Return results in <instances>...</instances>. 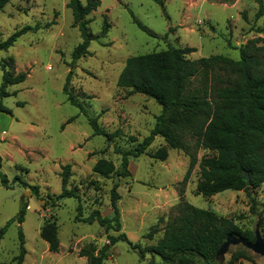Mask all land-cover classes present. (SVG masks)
Masks as SVG:
<instances>
[{
	"label": "rangeland",
	"instance_id": "374dc122",
	"mask_svg": "<svg viewBox=\"0 0 264 264\" xmlns=\"http://www.w3.org/2000/svg\"><path fill=\"white\" fill-rule=\"evenodd\" d=\"M162 1L163 6L155 0H101L98 9L86 17L94 35L90 52L76 61L73 53L82 36L79 28L73 26L68 0H11L0 12V41L23 26H40L39 30L19 37L8 50H0V59L13 58L15 73H29L24 82L7 88L10 93L17 91L3 98L12 115L0 112V173L7 176L9 185L2 184L0 175V227L27 205L24 221H15L1 240L0 264H17L20 229L27 249L22 264H88L87 258L80 256L82 248H101L109 235L121 232L142 246L156 244L162 231L153 239L144 235L161 218L162 228L169 217L178 214L180 189L194 206L231 218L242 229L258 231L264 238V183L253 194L256 213L251 212L250 199L244 191L225 190L210 198L197 195L198 164L187 184H181L190 158L181 150L170 149L161 136L155 138L149 151L167 148L169 155L165 161L148 155L130 157L131 174H115L118 181L115 175L104 178L93 170L94 164L103 158L119 169L121 156L115 152V145L129 149L141 142L162 111L153 98L118 87V77L129 56L174 45L196 48L187 56L191 60L216 54L239 59V47L251 40L260 39L256 45L264 47V32H260L264 29V15L256 18V0ZM133 15L150 32L141 29ZM105 17L110 28L102 37ZM70 71V90L86 112L72 105L64 92ZM2 82L0 67V89ZM100 114L99 121L108 131L122 130L110 144L104 136L94 135L88 123L87 115ZM70 118L74 120L68 122ZM205 154L214 152L201 148L198 160ZM66 164L72 166L66 187L80 194L83 217L96 209L103 216L112 215L111 190L118 184L120 232L106 230L96 221L89 224L77 220V198H56L62 191L60 173ZM33 186H38L40 197L32 194ZM47 221L58 224V252L49 251L48 243L40 236ZM242 248L248 256L237 264H264V255L242 243H230L216 264H225L234 250ZM151 259L149 254L141 258L128 243L119 241L110 248L104 264H145ZM154 260L161 263L159 257Z\"/></svg>",
	"mask_w": 264,
	"mask_h": 264
},
{
	"label": "trees",
	"instance_id": "16d2710c",
	"mask_svg": "<svg viewBox=\"0 0 264 264\" xmlns=\"http://www.w3.org/2000/svg\"><path fill=\"white\" fill-rule=\"evenodd\" d=\"M155 1L164 5L162 0ZM256 1L259 4L256 18H259L264 15V2ZM10 2L11 0H0V12ZM221 2L229 3L232 0ZM100 5L101 0H87L86 3L82 0H68L67 7L74 16L73 26L79 28L82 36V42L73 53L74 61L90 52L89 47L94 35L88 27L89 21L86 17ZM133 20L141 29L150 32L134 15ZM109 28L110 24L105 17L100 36H105ZM39 29L38 24L23 26L6 40L0 41V50H8L19 37ZM260 32H264V29H260ZM258 40L260 39L251 40L240 46L239 59L216 54L191 60L187 56L196 51V48H181L174 45L162 51L129 56L118 77V87L130 88L134 93L153 98L162 107V111L156 116V123L150 134L141 142L129 149L115 145V152L121 156L119 169L111 160L103 158L94 164V172L104 178L114 177L115 174L130 175L128 170L130 157L137 158L141 155L165 161L169 155L167 148H160L152 153L149 151L155 138L161 136L170 149L181 150L190 158L188 170L181 184H187L192 170L198 164L200 178L196 184L197 195L210 198L225 190L244 191L250 199L251 212L256 213L257 200L253 194L264 183V54H260L264 47L256 45ZM0 67L3 70L0 112L12 115V110L4 105L3 98L17 94V91L10 93L7 88L24 82L29 73L27 71L15 73L12 57L0 59ZM72 74L73 71H70L64 92L72 105L86 112L83 104L70 90ZM87 117L93 134L104 136L109 144L122 134L120 128L113 132L108 131L99 121L101 114ZM73 120L74 118H70L68 122ZM201 148L208 149L214 154H205L198 160L197 152ZM1 164L0 156V167ZM71 168L70 164L62 166L60 173L62 191L56 198H77L79 202L75 217L77 220L89 224L96 221L106 230L120 232L122 220L118 201L121 195L117 190L118 184H114L111 190L112 215L103 216L96 209L87 217H83L80 194L76 189L66 187L71 176ZM246 172L251 178L250 185L245 179ZM0 175L2 184L8 187L7 176L3 173ZM32 188V194L40 197L38 186ZM179 196L178 214L169 217L162 228L160 222H164V219L161 218L159 223L144 235L147 239H153L162 231V236L156 244L142 246L133 242L127 233L121 232L118 235H109L108 242L101 248L94 245L82 248L80 256L86 257L88 264H104L110 248L119 241H124L141 258L148 254L152 256L145 264H216L225 243L230 238H241L248 243L256 241V231L242 229L231 218L218 215L210 209L194 206L184 197L183 189L179 190ZM262 206L264 210V203ZM26 208L27 205H23L16 217L0 227V243L7 229L15 221L19 223L24 221ZM58 230L56 221H47L40 231V236L48 243L51 252H58L60 248ZM19 240L16 260L17 264H22L27 254L22 229L19 231ZM247 256L245 248L236 249L225 264H237L240 259H246ZM154 257H159L161 263H157Z\"/></svg>",
	"mask_w": 264,
	"mask_h": 264
},
{
	"label": "water",
	"instance_id": "95a60500",
	"mask_svg": "<svg viewBox=\"0 0 264 264\" xmlns=\"http://www.w3.org/2000/svg\"><path fill=\"white\" fill-rule=\"evenodd\" d=\"M245 179L247 181V183L250 185L251 183V178L250 175L246 172L245 174ZM115 181H118V177L117 175H115ZM29 194H31L30 191H27ZM257 235V239L254 243H248L245 242L243 239L239 238H230L224 245L221 253L229 246L230 243H234V244H238V243H243L246 247L250 248L251 250H253L256 253H260L262 255H264V238L259 234V232H256Z\"/></svg>",
	"mask_w": 264,
	"mask_h": 264
}]
</instances>
